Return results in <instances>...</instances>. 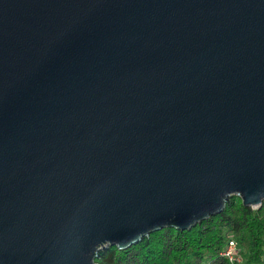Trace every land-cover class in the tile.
Masks as SVG:
<instances>
[{
  "label": "water",
  "instance_id": "95a60500",
  "mask_svg": "<svg viewBox=\"0 0 264 264\" xmlns=\"http://www.w3.org/2000/svg\"><path fill=\"white\" fill-rule=\"evenodd\" d=\"M264 202V0H0V264H94Z\"/></svg>",
  "mask_w": 264,
  "mask_h": 264
},
{
  "label": "trees",
  "instance_id": "16d2710c",
  "mask_svg": "<svg viewBox=\"0 0 264 264\" xmlns=\"http://www.w3.org/2000/svg\"><path fill=\"white\" fill-rule=\"evenodd\" d=\"M228 241L240 264H264V202L252 209L232 196L222 212L188 230L154 231L123 250L108 246L94 264H230L219 256Z\"/></svg>",
  "mask_w": 264,
  "mask_h": 264
},
{
  "label": "built area",
  "instance_id": "2783aa9c",
  "mask_svg": "<svg viewBox=\"0 0 264 264\" xmlns=\"http://www.w3.org/2000/svg\"><path fill=\"white\" fill-rule=\"evenodd\" d=\"M221 258L226 259L230 264H240V259L238 258V251L236 248V243L234 241H228L225 248L219 254Z\"/></svg>",
  "mask_w": 264,
  "mask_h": 264
}]
</instances>
